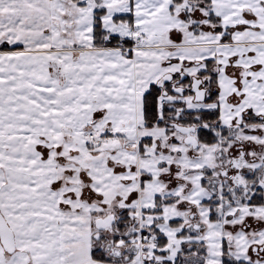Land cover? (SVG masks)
Segmentation results:
<instances>
[{"label":"snow or ice","instance_id":"snow-or-ice-1","mask_svg":"<svg viewBox=\"0 0 264 264\" xmlns=\"http://www.w3.org/2000/svg\"><path fill=\"white\" fill-rule=\"evenodd\" d=\"M0 264H264V0H0Z\"/></svg>","mask_w":264,"mask_h":264}]
</instances>
